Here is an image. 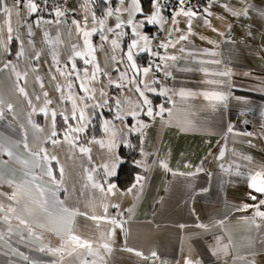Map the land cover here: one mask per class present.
<instances>
[{
    "label": "crops",
    "instance_id": "1",
    "mask_svg": "<svg viewBox=\"0 0 264 264\" xmlns=\"http://www.w3.org/2000/svg\"><path fill=\"white\" fill-rule=\"evenodd\" d=\"M104 1L113 10L112 16H107V13L97 16L94 10L97 0H71L73 20L56 17L49 23L36 14H27L26 9L21 7L19 16L14 14L12 17L15 29L12 35L19 42L20 51L23 49V55L17 60H9L13 39L7 42V51L0 44V100L4 102L0 104L3 111L0 117V204L17 209L28 204L36 210L39 223L47 225L40 228L36 219L25 214L24 218L36 235H31L15 218H11L12 231L9 232V225L3 220L4 214L0 213V264H81L82 258L94 259L76 254L69 256L68 249L53 255L48 249L63 244L54 230L59 225L33 205L26 193L21 192L17 196L19 204L7 198L16 191L17 185L31 187L26 182L32 181L33 174L42 176L36 183L50 189L45 196L50 204L51 193L55 192L56 199L63 201L64 207L86 214H77L71 227L73 234L96 242L94 248L99 246L101 234L106 236L115 227L114 236L109 241L112 252L107 253L101 248L100 255L104 261L100 262L96 257L97 264H185L188 259L194 264H264V222L257 217L256 223L261 225L257 229L250 219H244L252 217L255 209L243 208L245 204L252 205L264 199V195L255 193L250 187L249 178L252 171L264 167V16L261 15L264 0H213L207 12L192 9L197 15L191 19V33L188 32L187 17H177L175 11L166 13L162 8V24H145L138 29L151 38V50H134L137 66L141 70L149 67L146 61L152 57L160 66L158 74L151 69L147 77L142 72L137 76V83L144 81L140 88L152 102L153 117L146 115V106L141 104L143 98L136 91V84L127 82L133 72L126 68L125 53L132 39L137 38L132 25L127 24V12L120 13L124 28L116 29L124 33L119 40V49L114 51L108 41L102 40L99 30L90 37L95 49L93 55L102 69L95 80L90 79L94 65L84 63L91 57L75 55L76 51H85V45L82 34L73 24L74 20L83 26L87 14L88 30L98 28L97 21L100 19L106 20V28H115V10L128 8L132 3V0H124L123 5L120 0ZM6 2L11 5L12 0ZM225 4L237 10L247 5L248 14L233 16L223 7ZM140 6L142 8L141 2ZM153 11L152 3L148 14ZM91 13H95V21ZM141 14L135 13L134 21L144 20ZM205 18L211 21V26L205 23ZM4 19L0 12V25H3ZM57 19L61 22L57 23ZM174 19L177 23L173 22ZM37 21L40 23L37 24ZM105 34L109 41L115 38L114 33ZM182 34L188 35L187 41H180L175 48H163L164 52L153 55V48L169 40L175 41ZM4 39L5 36L0 34V41ZM181 48L184 52L180 51ZM172 55L177 57L176 61L161 59ZM214 60L220 63H212ZM6 63L14 66L15 71L12 67L5 68ZM73 63L79 71V78L75 72L67 77L57 71L58 67L63 71H72ZM85 68L88 77L84 76ZM225 70H229L231 75H215ZM16 72L21 73L19 79ZM123 72H127V77L122 81L120 74ZM165 72H170L171 76H166ZM209 80L225 83L212 85L207 83ZM69 82L71 88L68 87ZM81 82L94 89L95 100L80 99L86 97L80 87ZM117 84L122 86L117 87ZM145 84L156 91H147ZM57 85L63 89V98ZM21 87L27 96L19 91ZM163 89L168 90L167 95L163 94ZM181 90L195 95L181 97ZM214 90L224 92L227 100H206L202 95L204 91ZM45 92L48 93L46 98L43 95ZM69 93L77 99L79 107L103 104L104 100L108 103L113 97L115 118H104V127L108 122V131L104 136L93 138L89 143L75 142L77 147L70 145L64 139L65 135L53 137L60 143H51L48 139L52 130L51 110L57 112L56 118L58 115L71 116L72 101L67 99ZM46 99L52 100L47 106V116L40 111ZM8 104L12 105L11 111ZM104 106L85 109L89 122L97 111L102 112ZM161 106L165 111L159 115ZM130 111L139 112V115L133 117L129 115ZM41 115L42 122L39 123ZM138 121L148 126L136 131L140 128ZM68 122L73 127L78 125L77 120L69 119ZM33 125H39L44 131ZM132 131L142 134L139 165L143 173L125 190L111 184L115 185V195L105 196L92 184L99 183L107 188L109 184L102 180V176L106 178L116 174L121 164L119 147L128 143ZM249 132L251 136L245 135ZM101 141L103 146L99 143ZM24 143H28L30 148L44 147L50 156L57 157V160L41 161V164L44 168L51 167L57 181L62 179L61 184L49 183L50 178L42 175L40 168L32 167L33 158L24 148ZM80 146L90 148L91 152H80ZM4 149L11 150L14 155L8 156ZM221 151L224 157L218 159ZM25 160L30 163L25 165ZM162 161L168 164L171 171L161 166ZM61 167L65 170L62 178L59 174ZM89 172L93 181L87 178ZM141 177L143 179L138 183ZM250 194L256 195L257 201L251 200ZM33 195L38 197V193L33 192ZM104 204L108 205L107 217L109 220L115 218L119 227L107 220L97 224L90 218L92 215H104ZM49 211L55 214V209L50 207ZM201 224L207 228L199 227ZM37 236L41 238L37 239ZM224 245L229 246L227 253L221 250ZM42 247L44 251L40 250ZM128 248L134 251L129 252ZM137 251L143 255L137 256ZM24 256L28 259L25 260Z\"/></svg>",
    "mask_w": 264,
    "mask_h": 264
},
{
    "label": "snow or ice",
    "instance_id": "2",
    "mask_svg": "<svg viewBox=\"0 0 264 264\" xmlns=\"http://www.w3.org/2000/svg\"><path fill=\"white\" fill-rule=\"evenodd\" d=\"M178 4L180 5V7L178 8V10H175V16H181L183 15L184 17L188 18V32L191 33L192 31V25H191V19L193 17H195L197 15V13L195 11L192 10L191 7H185V0H177ZM121 5L124 4V0H120ZM21 7H24L26 9L27 14L31 15V14H36L41 10V5L37 2V0H12L11 5H9L6 0H0V12L3 13L5 19L3 22V25H0V34H3L5 36V39L0 41V44H3L4 46V50L7 51V42L11 41L13 39V33L15 31V29L13 28L12 25V17L15 14L17 17L19 16V11L21 9ZM153 7H154V11L151 14H145L144 16V20L141 21H134V14L135 13H143V9L140 6V0H132L131 6L128 8H124V9H116L115 13L117 14V23L115 24V28H106V20L105 19H100L99 21H97L98 24V28L97 27H93L91 30H88L87 28V21H88V15L86 14L84 17V21H83V26H81V22L79 21H73V24L76 26V29L79 33L82 34L83 36V40H84V45H85V51H76L75 55L76 56H80V57H84V56H89L91 57V59H85L84 63L85 64H93L94 65V71L91 74L90 79L91 80H95L97 78V74L99 72L102 71V69L100 68L99 64L96 63V58L93 55V53L95 52L94 47L91 44L90 41V37L93 35V33L97 32L98 30L101 32V39L104 41H108L112 47V49L115 51L116 49L120 48V37L124 35V33L122 31L117 32L116 29H123L124 28V22L120 19V13L121 11H125L128 13L129 19L127 20V24L132 25V31L135 34V36L137 38L132 39L130 45L128 46L127 52L125 53L126 56V60H127V65L126 68L127 69H131L133 72V76L131 79H128V83H134L136 84V91L139 93V96L142 97V101L141 104L143 106H146V115L153 117V108H152V102L151 100L148 99V97L145 95V92L141 90L140 88V84L144 83V81H140V83H137V76L142 72L144 77H147L149 72L151 71V67H145L142 70L137 66L136 60L134 58V50L139 49V51H150V42H151V38L146 35V34H142L138 29L143 28L145 26V24H162L164 22V18L161 15V8H162V4H161V0H153ZM224 8H226L228 11L231 12V14L233 16H246L248 14V6L246 5L244 8L237 10L235 8H228V5L225 4L223 6ZM205 11L207 12L208 10L205 9ZM114 14L112 9H109L107 12V16H112ZM208 15H211V12H208ZM261 15L264 16V10L261 11ZM55 16L57 18L60 17H64L65 16V12L62 11L60 8H56L55 10ZM92 19L95 21L96 20V16L95 13H91ZM45 23H49V21H44ZM61 21L59 19H57V23H60ZM174 23H177V21H173ZM40 21H37V24H39ZM205 23L208 24L209 26H211V21H209L207 18H205ZM29 28V33L31 34V25L28 26ZM178 31V29H177ZM213 31H216V29H213ZM105 32H111L114 33L115 38L111 39L109 41V37L108 35L105 34ZM221 35H223L224 33H220ZM48 33L45 32V36L47 37ZM19 37H17L18 39ZM203 39V37H202ZM188 40V35L186 34H182L180 35L175 41L169 40L166 43H161L159 45V47L167 49L168 47H172L175 48L176 44L180 43V41H187ZM209 43H214L213 41H209ZM75 47V46H73ZM181 52H184V48L180 49ZM18 55H23V49H21V51L18 53ZM153 55H159V53L154 52ZM211 55H216V53H211ZM37 59L39 58L38 54H37ZM55 59V57H54ZM113 60L116 59L115 56L112 57ZM161 59L167 61V60H172V61H176L177 57L175 55L172 56H164L161 57ZM122 62V61H121ZM57 63H59V61H57ZM212 63H216L219 64L220 61L218 60H214L212 61ZM5 68H9L12 67V70L15 71V67L12 66L10 63H6L4 65ZM158 70H160V66L156 65L155 66ZM65 68H67V65H65ZM57 71L60 72L61 75L63 76H67V77H71L73 75V72H75L76 76L79 78V71L76 70V65L75 63L72 64V71H63L61 70L59 67L57 68ZM118 71V69H117ZM24 75H27V73H25ZM166 76H171L170 72H165ZM215 75H219L222 77H228L231 75V72L229 70H225L219 73H216ZM16 76L19 79L21 76L20 72H16ZM84 76L88 77V70L85 68L84 69ZM121 76V80L123 81L124 79H126L127 77V72H123L120 74ZM53 79H55V77H53ZM112 82V81H110ZM153 83H157V81H153ZM207 83L212 84V85H219V84H223L225 83V81L222 80H209L207 81ZM122 86L121 84H117V87ZM68 87L71 88L72 84L71 82H69ZM80 87L83 89L84 93L86 94V97H82L80 98L81 100H95V94H94V89L88 87L84 82H81ZM145 88H147V91L149 92H155L156 89L152 88V87H148L147 84H145ZM57 90L61 91L62 93V97L63 98V89L61 88L60 85H57ZM19 91L21 93H23L25 96H27V93L25 92V89L23 87L19 88ZM163 94L167 95L168 90L167 89H163ZM44 97L46 98L48 96V93L45 92L43 93ZM101 95L103 96V90H101ZM179 95L181 97L184 96H191V95H195V93H191V92H185L184 90H181L179 92ZM202 95L204 96V98L206 100H215V101H226L227 100V95L224 92L221 91H204L202 93ZM40 97L37 96V100H39ZM67 99H70L72 101V112H71V116L65 115L63 118L65 120V122H67L69 119L72 120H77L78 121V125L73 127L71 124L68 125V129L65 133V137L64 139L73 147H77L76 145V140L79 139L78 136L74 135V134H78V133H82L85 131V128L87 127V123L89 122V117L86 114L85 109L88 107H92V108H96V107H102L104 105L107 104V100H104L103 104H99V103H95L91 106L84 104L83 107H79L77 104V99L75 97H73V95L71 93L68 94ZM3 100H0V104H3ZM29 103H31V101H29ZM52 103V100L50 99H46L44 102V107L40 109L41 112H43L46 116L49 114V109H48V105H50ZM117 104H119V101H117ZM8 109L11 111L12 109V105L8 104L7 105ZM33 111L35 112L36 109L33 108ZM141 111H144V108H141ZM165 111V109L163 108V106H161L160 108V112L158 113L159 115H162L163 112ZM57 112L55 110H51L50 113V117H51V124H52V130L50 132V134L48 135V139L51 140V143L53 145H56L58 143H60V141L58 139H53V137L57 136V132L55 131V118H56ZM129 115L135 117L139 115V112L136 111H130ZM3 116V111L0 110V117ZM138 123L140 124V128L135 129L136 131H139L141 128H146L148 125L144 124L142 121H138ZM33 127L37 128L39 131L43 132V129L39 128V125H33ZM105 130L108 131V122L105 123ZM132 129H130L131 131ZM229 132L232 131V128L229 127L228 129ZM245 135L247 136H251L252 133H245ZM113 136H115V133L113 132ZM101 143V146H103V142H99ZM111 146V145H110ZM24 148L26 150H28L30 156L33 158L31 161L32 167L34 168H40L42 175H46L47 177L50 178L49 183L54 184V185H58L61 184L63 181L62 179L58 182L56 175H54L51 167L48 168H44L43 165L41 164V161H49V160H57V157L55 155H49L48 151L46 148L44 147H39L37 146V148H30L28 143H24ZM7 152L8 156H13V152L11 150L8 149H4ZM79 151L82 153H90L91 149L88 147H83L80 146L79 147ZM224 157V152L221 151L220 155L218 157V159H223ZM90 158V157H89ZM245 159L247 160H251V157H245ZM58 162V161H57ZM23 163L25 165H28L30 162L28 160L23 161ZM161 166L169 171H171L170 169H168V164L166 162H161ZM107 169V165L104 166ZM221 167L223 168V164H221ZM64 168L61 167L59 170V174L61 176V178L64 176ZM197 171H202V169H197ZM108 174H112V173H108ZM88 180L89 181H93V175L91 172L88 173ZM250 187L255 191V193L264 195V167H261L259 170H254L250 173ZM38 179H42V176H37L35 174H33V178L32 181L30 182H26V184H30L32 185L31 187H25V186H21V185H17L16 186V191H14L10 196H8L7 198L10 201H16L17 204L20 203V201L17 199V196L21 193L24 192L26 193L30 199H31V203L33 205L38 206V208L47 215L48 218L52 219L54 223H57L59 226L56 227L54 230L56 231L57 235H59L61 237V239L63 240V244L61 247L58 248H49L48 251L51 252L53 255H55L56 253H64L66 249H68L67 254L69 256H72L73 254H76L80 257H85V256H91L94 257V259L92 260H88L87 258H82L81 259V264H97V259H95L96 257L99 258L100 262L104 261V257L100 255V249H104L107 253H111L112 252V246L110 244V240L112 239V237L114 236L115 233V227H113L111 229V231L109 233H107V235L105 236V234H101V242L99 243L98 247H93V244L96 243L94 241L88 240V239H84L79 235H75L73 234L72 231V219L77 215H86L85 213H78L76 211H70L68 208L63 206V201L57 200L56 199V193L52 192L51 193V204L49 199L45 198L46 193L50 191V189H46L44 187L41 186V184L36 183V180ZM143 178H139L138 179V183L139 180H142ZM9 183L11 184L12 182L9 181ZM92 186L94 188H98L100 190L101 193H104L105 196L112 194L115 195V192L113 191V189L115 188V185H111L109 184L107 186V188H105L104 185L99 184V183H95L93 182ZM141 188L143 187V185H140ZM129 191H131V189H129ZM33 192L38 193V197L33 195ZM3 195H7V194H3ZM250 199L253 201H257V196L256 195H251L250 194ZM264 206V199H259V201L255 204L252 205H248L245 204L243 206V208L246 210L248 208H254L255 212L253 214L252 217H245L244 219L247 220H251L252 224L255 225V227L257 229H259L261 227L260 224L256 223V218L259 217L261 219L262 222H264V210H261V207ZM53 208L55 209V214H53V212L49 211V208ZM113 207H119V205H113ZM129 211H131V209H129ZM103 212L104 215L101 216H97V215H92L90 218L93 221H96L97 224H99V222L101 221H105L107 220L110 224L119 227L120 224L119 222L115 219L112 218L109 220V218L107 217V212H108V205L104 204L103 205ZM0 213H3V220L8 223L9 228L8 231L11 232L12 231V226H11V218H15L19 221V223L21 225H24L27 229L28 232L31 235H36L35 231L33 230V228L29 225L28 220H26L24 218L25 214H27L28 216H32L34 219H36L38 227L40 228H45L47 227L46 224L44 223H39V218H38V214L36 212V210L33 207H30L28 204H25V206L23 208L17 209L16 207H13L11 205H8L7 207H5L3 204H0ZM221 224H223V221H220ZM199 227L201 228H207L206 225H199ZM0 238H2V234H0ZM37 239H40V236L36 237ZM228 245H224L223 248L221 249L222 251H224L225 253H227L228 250ZM85 250L84 252H80L79 250ZM41 251H44L45 249L42 247L40 249ZM127 251L132 252L134 251L132 248H128ZM23 255V254H21ZM137 256H142L143 253L137 251L136 252ZM152 256L155 257L156 253L153 252ZM24 259L27 260L28 257L24 256ZM185 264H194V262L191 259H188L185 261ZM196 264H198V262H196ZM254 264V262H253Z\"/></svg>",
    "mask_w": 264,
    "mask_h": 264
},
{
    "label": "trees",
    "instance_id": "3",
    "mask_svg": "<svg viewBox=\"0 0 264 264\" xmlns=\"http://www.w3.org/2000/svg\"><path fill=\"white\" fill-rule=\"evenodd\" d=\"M143 13L141 16L148 14L152 8L153 0H140ZM109 6L104 0H97L94 5V10L97 16H104L109 10ZM127 40L125 41L126 45ZM20 52V44L16 39H13L10 43V50L8 54L9 60H17L21 57L18 55ZM148 65V59L146 61ZM149 66V65H148ZM115 91H113L114 93ZM159 98V97H158ZM160 99V98H159ZM42 115L39 116V123L42 122ZM115 118V104L114 99L111 97L109 102L103 107L102 112L97 111L94 117L89 122L84 132L78 135L79 139L76 143H89L91 139L102 137L105 135L106 130L103 124L104 118ZM69 122H65L62 115H58L55 120V131L57 136H64L68 129ZM142 134L140 132L132 131L129 135V141L127 144H123L119 147L118 153L121 159V164L115 175L106 177L103 175L102 180L107 184H117L123 190L132 186L135 180L142 175L143 169L139 165L142 159Z\"/></svg>",
    "mask_w": 264,
    "mask_h": 264
},
{
    "label": "built area",
    "instance_id": "4",
    "mask_svg": "<svg viewBox=\"0 0 264 264\" xmlns=\"http://www.w3.org/2000/svg\"><path fill=\"white\" fill-rule=\"evenodd\" d=\"M213 0H185V7H191L193 10L202 12L205 9H209V5ZM37 2L41 5V10L36 13V15L47 21H54L55 10L56 8H60L65 12V20L72 21L74 17L73 8L71 7V0H37ZM162 9L164 12H172L178 10L180 5L177 0H161ZM155 52L162 53L164 49L161 47L153 48ZM148 65L151 67L154 73L158 74L160 72L155 66L156 60L152 57L148 60Z\"/></svg>",
    "mask_w": 264,
    "mask_h": 264
}]
</instances>
